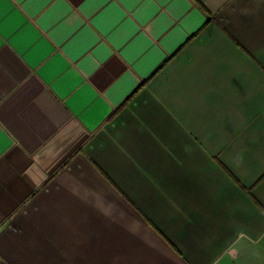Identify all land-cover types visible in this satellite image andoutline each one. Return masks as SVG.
I'll use <instances>...</instances> for the list:
<instances>
[{
	"label": "crops",
	"instance_id": "1",
	"mask_svg": "<svg viewBox=\"0 0 264 264\" xmlns=\"http://www.w3.org/2000/svg\"><path fill=\"white\" fill-rule=\"evenodd\" d=\"M0 264H264V0H9Z\"/></svg>",
	"mask_w": 264,
	"mask_h": 264
},
{
	"label": "snow or ice",
	"instance_id": "2",
	"mask_svg": "<svg viewBox=\"0 0 264 264\" xmlns=\"http://www.w3.org/2000/svg\"><path fill=\"white\" fill-rule=\"evenodd\" d=\"M8 2L9 0H0V19L3 18V8Z\"/></svg>",
	"mask_w": 264,
	"mask_h": 264
}]
</instances>
